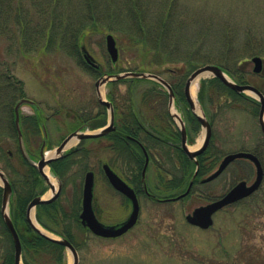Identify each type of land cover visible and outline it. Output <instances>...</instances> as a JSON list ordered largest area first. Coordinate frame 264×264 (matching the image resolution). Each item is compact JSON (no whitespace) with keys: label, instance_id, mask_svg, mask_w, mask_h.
<instances>
[{"label":"rangeland","instance_id":"rangeland-1","mask_svg":"<svg viewBox=\"0 0 264 264\" xmlns=\"http://www.w3.org/2000/svg\"><path fill=\"white\" fill-rule=\"evenodd\" d=\"M87 1L71 0L69 10L73 11L75 18H81L84 12H88V5L95 10L94 14H98L96 16H100V20L105 19L103 22L105 25L108 24L107 20L122 13L117 6L121 0H91V5L87 4ZM128 1L144 6L142 12L146 20H152L153 11H158L159 7L162 8L169 3V0ZM173 1L176 2L178 21L184 25L182 32L190 38V41L176 46L178 50L176 51L184 53L193 51L195 47L192 46L197 43L200 44L201 58L205 55L216 56L219 50L225 48L222 43L226 39L225 33L229 31L232 35L227 33L229 38L235 39L234 42L229 43L235 55L232 58L243 61L242 65L246 70L249 84L263 92L264 0ZM33 4V0L0 1V13L4 12L1 19L6 18L5 13L7 14L8 11L10 14L8 21L2 22L6 30H0V133L4 135L1 146L5 150V155L10 156L14 162L17 161L18 142L13 137L12 119L14 107L23 94L26 98L35 101L43 111L44 117L48 118V128L52 134L50 147H52L51 151H54L80 121L97 116V112L105 114V119L108 117V111L98 102L95 86L101 77L126 72L153 73L150 71L166 69L167 73L162 72L160 76L170 83L173 81L176 69L186 70L188 64H193L194 60H189L188 63L178 61L181 63L158 66L153 56L144 60L145 50H139V45L133 46L131 38L127 36L123 41L117 40L118 47L122 44L124 48L120 51L117 64L112 63L106 46V36L109 33L106 32L92 31L82 41L79 49L45 48L40 46L38 40H35L37 44L33 42L31 31L24 32L22 29L32 26V14H36ZM60 9L67 10L65 3H61ZM113 36L117 35L113 34ZM85 52L89 54L97 68L87 66L83 58ZM255 57H260L263 61L262 69L258 73L254 72ZM143 66L151 69L143 71L141 70ZM202 66L205 65L196 66V69ZM231 71L235 73L236 69L231 68ZM211 78L208 76L200 81L197 95L199 105H201L199 100L201 82ZM110 83L100 87L104 100H109L108 96L112 89L119 103H122L123 97H128L130 91L136 96L144 91L156 89L159 95L151 94L158 97L153 101L152 106L157 112L170 111L168 93L159 86L153 87L150 82L125 81L111 87ZM245 95L251 97L250 94ZM174 106V111L184 120V113L176 102ZM206 107L213 115L215 141L211 148L218 156V164L225 156L242 151L251 153L260 151L264 154V136L258 122L259 109L256 115L252 113L255 109L254 104L246 102V106L242 108L227 105L226 99L222 97L214 106L206 101ZM22 109L24 116L32 115L33 110L30 106L25 105ZM152 115L155 119L158 116ZM175 122L173 120V125L177 128L178 124ZM84 132H92V130L85 129ZM42 136V132H38L32 137L35 146L28 145L35 162L40 159L39 146L42 143ZM27 137L31 138V136ZM204 137L205 132L201 129L189 147L200 146ZM79 146L88 149V157L73 166L71 174L64 180V189L60 198L64 202L72 203L75 190L78 189L77 194L82 199L86 172L93 170L96 179L95 205L100 221L106 225L123 221L128 217L130 208L124 197L111 189L102 171V165L110 162L111 159L108 140H89L84 144L77 142L67 151L77 149ZM169 158V155H165L164 159L160 160L164 180L171 176L170 171L176 166ZM3 167V164H0V169L3 170ZM150 174L151 184H157L155 162L150 168ZM243 179L249 180L250 183L254 181L255 170L246 161H236L220 178L207 185L196 187L184 200L162 203L140 196L139 222L127 234L108 239L88 233L76 238L79 245L77 249L79 264H264V186L255 197L227 206L216 213L214 224L209 229L193 226L186 220L195 208L222 197L226 191L233 189ZM56 180L59 184V180L57 178ZM43 183L45 191L40 192L39 195L44 199L50 198L52 195L46 197L50 192V186L44 180ZM44 230L50 233L48 236L60 238L47 229ZM5 249L6 245L4 246L3 241L0 240L2 260ZM46 260L47 263L44 264H54L53 260ZM66 262L73 264L72 254L67 249Z\"/></svg>","mask_w":264,"mask_h":264},{"label":"trees","instance_id":"trees-1","mask_svg":"<svg viewBox=\"0 0 264 264\" xmlns=\"http://www.w3.org/2000/svg\"><path fill=\"white\" fill-rule=\"evenodd\" d=\"M33 3L36 14H32L31 20H34H32V26H29L27 29H22L24 32L31 31L33 42L38 40L39 44L41 43L40 46L45 48L71 47V49H79L82 46V41L88 37L92 31L101 33L106 32L117 35L115 36L117 37L116 40L123 41L126 36L129 39L131 38V44L133 46L139 45V50H145L143 54L144 60L153 56L154 62L157 63L156 65L158 66L169 65L168 63H181H178V61H185L188 63L194 60L192 61V65L188 64L186 70L176 69L173 81L170 82L175 92L176 104L184 113L190 144L193 143L194 138L201 130V125L190 110L184 96L185 81L189 73L196 69V66L211 64L222 68V70L233 78L236 83L249 84V80L246 77V70L242 65L243 61H239L240 59L238 60V58H232L235 55L229 43L234 42L235 39L233 38V40H231L229 38V31L225 33L226 39L224 43H222L225 45V48L219 50L216 56L205 55L201 58L200 44L197 43L192 46L195 47L193 51H185L186 53L183 51L177 52L176 46L180 45L182 42L185 43V41H190V38L182 32L184 25L178 21V16L176 15L177 9L175 7L176 2L173 0H169V3L166 1V6L163 5L162 8L159 7L158 11H153L152 20H146L145 16H143V5L134 4L128 0H121L117 5L122 10L121 16H114L111 20L106 19L108 21L107 25L103 23L105 19L100 20V16H96L98 14H94L95 10L89 5L88 12H84L81 18H75L73 16V11L69 10L71 0H33ZM61 3H65L67 7L66 11L60 9ZM86 3L91 5V0H88ZM9 15L8 11L7 14L5 13L6 18L1 19V17L4 16V12L2 11L0 13V30H6L2 22H7ZM18 23H20L19 20ZM222 38L220 40H222ZM38 42H36V44ZM190 43L192 44V42ZM119 48L121 51L124 47L121 44ZM231 68L236 69V72L233 73ZM149 69L151 68L146 66L141 68L143 71ZM150 72L161 75L167 73V70L155 69ZM125 81H132L134 83L150 82L153 87L159 86L163 88L154 81L141 79H127L119 82H111L110 86L112 87L117 83ZM154 93L159 95L156 89L144 91L141 95L138 94L139 96H134L130 91L128 97H123L122 103H119L115 97L116 93H114L112 89L110 90L108 98L116 106V112L119 113L118 117L121 124L124 120H130L132 126L137 127V133L141 132V129H143L141 125L146 128L145 132H143V135H145L144 142L150 153H152V149H154L156 145H159V156L164 159L165 155H169L172 164H176L173 171H170L171 176L164 180L161 173V158L159 157V195H166L172 191L182 193L186 191L194 175L196 165L194 161L188 158L181 148V134L178 128L174 127L173 119L169 115V112H157L152 106L153 101L158 98L156 95H151ZM23 97L24 94L21 98ZM222 97L226 99L227 105H236L241 108L246 106V102L252 103L255 105V109L252 110V113L255 115L258 113L259 104L253 98L235 92L231 88L225 86L218 78H211L208 81L205 80L201 82V89L199 92L201 106L206 116L211 121L213 120V115L207 110L206 101H208L211 106H214ZM182 105L184 107H182ZM152 114L158 115H155L156 119ZM99 117L101 120L91 128L95 129L105 124V114L100 113ZM12 124L14 130L13 137L16 138L17 141L14 114ZM3 137L4 135L1 132L0 164H3V170L6 172L13 188L10 201V216L21 240L23 262L24 264H44L45 262L47 263L46 259H49L53 260L54 264H66V248L41 235L32 228L27 220V207L29 203L34 197L41 194L40 192L43 193L45 191L43 180L37 169L22 156L19 146L16 154L17 161L14 162L10 156L5 155V150L1 146V139H3ZM100 139L109 140L110 136L107 135L103 138L92 140L99 141ZM84 143H86V141L82 142V144ZM211 147L212 145L198 157L199 176L210 173L219 162L218 156L212 152ZM154 152L155 150L153 153ZM88 153V149L83 147V149L80 148V150L69 152L64 158L52 165L53 171L62 181L63 187L64 180L71 174L73 166L79 163V161H84L83 159L88 157ZM253 153L257 154L260 158H264V154L260 151H254ZM138 164L139 170H141L142 166L140 165L142 164ZM148 185L154 189L157 186L156 184L152 185L151 181L148 182ZM77 191L78 189L75 190L72 203L64 202L61 198H58L52 203L39 205L36 209V218L43 228L63 239L69 240L78 249L79 245L76 242V238L79 237V235L83 236V234H88L89 231L82 227L80 223L81 198L77 194ZM2 199L3 189L0 187V240L3 241L4 246L6 245V249L3 253L4 258L3 260L0 259V263L14 264L13 241L1 213Z\"/></svg>","mask_w":264,"mask_h":264},{"label":"water","instance_id":"water-1","mask_svg":"<svg viewBox=\"0 0 264 264\" xmlns=\"http://www.w3.org/2000/svg\"><path fill=\"white\" fill-rule=\"evenodd\" d=\"M106 46L107 51L111 57V60L113 63H116L119 60V49L117 47V42L115 37L112 34H108L106 36ZM87 62L95 66L89 57L86 56ZM253 62L255 63L254 72L258 73L262 69V59L260 57L253 58ZM203 75L212 76L215 78H218L224 85L231 88L237 93H246L251 94L259 103H260V111H259V124L261 128V132L264 136V94L255 86L246 84V85H240L234 82L219 66L216 65H205L202 67L197 68L194 70L190 76L187 78L185 83V97L186 100L193 111V113L196 115L197 119L201 123L203 129L205 130V138L203 141L202 146L195 151H191L187 145V130L186 125L181 116L177 112H173L174 101H175V94L171 87V85L163 79L161 76L151 73H144V72H126L122 74H113V75H105L101 77L96 82V90L98 95L99 102L110 109V119L106 126H104L102 129L97 130L93 133H81V132H75L71 135H69L56 149V156L47 159L45 157L44 151H41V159L39 162L35 165L41 174V176L46 180L47 183H49V180L44 173V169L52 164L54 161H57L58 159L62 158L65 154L66 147L69 144V142L76 138L78 141L85 140V139H92V138H100L103 136H106L109 134L112 130H114V111L113 106L110 102L107 100H104L101 95V89L100 87L107 84L108 82L112 81H120L124 79H143V80H153L162 86H164L169 94V109L171 116L178 122L179 128L182 134V148L184 152L188 155V157L191 160H195L197 166L198 161L197 157L201 155L209 146V143L212 138V126L209 120L207 119L203 109L201 108V114H198L195 111V104L194 100L191 96V87L195 80L202 77ZM24 104H32L34 105V102L22 99L15 107V126L18 133V139L20 148L23 152V154L27 157L24 143H23V135L21 132L20 127V108ZM237 159H248L252 161L257 166V177L255 182L248 186L246 182H241L238 185H236L228 194L225 196L219 198L218 200H215L207 205H203L200 207H197L194 209L192 214L188 215L186 217V220L189 224L200 227L201 229H209L214 224L213 216L215 213L223 209L224 207H227L229 205H232L243 198L248 197L257 189L260 187L261 182L263 180V169L261 167V163L259 159L247 152H238L233 153L230 155H227L223 161L221 162L218 170L213 173L210 177L204 180V182H211L215 180L219 175L235 160ZM103 171L104 174L109 181V183L119 192L127 196L131 202H132V211L130 215L125 219L124 221L114 224V225H106L102 223L95 212L94 209V186H95V175L92 171L88 172L85 175L84 179V185H83V196H82V212L80 214V220L83 227L87 228L92 234L98 237L102 238H118L129 232L133 227L136 226L139 220L140 216V204L139 200L137 198V195L135 194L134 190L129 187L110 167L109 165L105 164L103 165ZM145 171V170H144ZM0 181L3 187V200H2V215L4 222L6 224L7 229L9 230L14 247H15V264H22V244L19 238V235L15 229V226L11 220L10 214H9V203L12 196V186L9 182L8 178L6 177L5 173L0 169ZM53 194L48 199H43L42 197H36L34 198L27 209V218L30 222V224L43 236L46 238L64 246L67 250L70 251L73 257V264H79V254L77 249L73 246L71 242H69L67 239H56L52 238L45 233H43L39 228H37L32 220H31V213L35 211L36 207L41 204H47L51 203L54 200H56L62 191V185L61 182H59L58 188H52ZM190 191L189 190L179 196L177 199L186 196Z\"/></svg>","mask_w":264,"mask_h":264},{"label":"flooded vegetation","instance_id":"flooded-vegetation-1","mask_svg":"<svg viewBox=\"0 0 264 264\" xmlns=\"http://www.w3.org/2000/svg\"><path fill=\"white\" fill-rule=\"evenodd\" d=\"M83 58L85 59V54L83 55ZM87 66L90 68L92 65L88 64ZM91 68H93V66ZM23 98H26V96H24ZM20 99H22V98H20ZM31 101H33V100H31ZM33 102H35V101H33ZM110 103L112 104L113 111H114V130H112L108 134L110 136V139L108 140V149L111 153V156H110L111 159H110V162H108V165L129 187H131L134 190V192L137 195V198L139 200V203H140V196H145L147 198H150L152 200H155L157 202H162V203H170V202H174V201H178V200H184V199L188 198L193 193V190L196 187L209 184V183L205 184V183H203V181L208 176H210L213 172H215L217 170V168L219 166L218 163H217L216 167L207 175L199 176V170H198V173L195 175V177L191 178V181L189 182V184L186 188V191L188 190L189 187L191 188L189 195H187L186 197L177 200V198L180 195H182L183 193H185L186 191L182 192V193H177V192L172 191V192H170L164 196H160L159 195V157H160L159 156V145H156L155 148L152 149L153 151L155 150L154 153H153V151H152V153H150L147 150L146 143L144 142L145 135H143V132H145L146 128H144L141 125V127L143 129L140 128L141 132L137 133V131H136L137 127H133L130 120H127V121L124 120L123 123L121 124L119 117H118L119 113L116 112V106L114 105V103L112 101ZM23 106H25V105H23ZM28 106H30L31 109L33 110L32 115L24 116L23 109H22L23 107L21 108V113H20L21 130H22V133L24 135V141H25L24 145H26L27 149H28V145L35 146L34 141L32 142V137L41 131L43 134V140H42L41 145L39 146V153L41 154V151L50 147V137L52 134L49 131L50 128H48V118L44 117L43 111L41 110L40 106L36 102H35V105L28 104ZM103 107H105V106H103ZM96 115L97 116H94L90 119H85L84 121H80L79 122L80 124L78 123L76 125V127L74 129H72L67 134V136L74 133V132L82 131V130L86 129L87 126L92 127L95 124H97L101 120V118L99 117V112H97ZM212 119H213V117H212ZM88 123H89V125H88ZM106 123H107V119L105 120V124ZM138 134H139V136H138ZM26 135L31 136V138L28 139V137ZM45 135L47 136L46 138H45ZM188 135H189V133H188ZM66 137H64V139ZM214 141H215V139H214V133H213L209 147L212 144H214ZM188 142H189V137H188ZM80 148L81 147L79 146L76 150H80ZM20 151H21V149H20ZM21 154L27 160L29 159V156L32 157L31 153H28L27 157L22 152H21ZM253 154L256 155V157L259 159V161L261 163V167L263 169V180L261 182L260 187L257 189V191H255L254 193H252L248 197L243 198L239 202H242V201L247 200L249 198L255 197L257 194L260 193V191L262 190V188L264 186V158H260L255 153H253ZM160 158L163 160L162 157H160ZM237 161L248 162L252 166V168L255 170V179H256L258 170H257V166L252 161H250L248 159H240ZM154 162L156 165V174H157V176H156V180H157L156 185L157 186L155 189L148 185V182L151 179L150 178V176H151L150 168ZM138 163L142 164V165H140V166H142L141 170H139V164ZM34 167L36 168V166H34ZM228 168H229V166L219 175L218 178H220L227 171ZM255 179H254V181H255ZM254 181H252L250 183L249 180L243 179L239 182H246L248 186H251L254 183ZM109 185H110L111 189H114L117 193H119L120 195H122L124 197L125 201L127 202L128 206H129L128 208H130V213H131V210H132L131 200L127 196L122 194L121 192L117 191L111 184H109ZM229 191L230 190L226 191L224 195H226ZM224 195H222V196H224ZM162 197H164V198H162Z\"/></svg>","mask_w":264,"mask_h":264},{"label":"bare ground","instance_id":"bare-ground-1","mask_svg":"<svg viewBox=\"0 0 264 264\" xmlns=\"http://www.w3.org/2000/svg\"><path fill=\"white\" fill-rule=\"evenodd\" d=\"M208 77L207 75H203L202 77L198 78L197 80H195V82L193 83L192 87H191V96L194 100V104H195V111L198 113V114H201V107L197 101V95H198V91H199V84H200V81L201 79L203 78H206ZM103 94V93H102ZM173 112L174 109H173ZM77 143V139H73L68 145H67V148H70L72 146H74L75 144ZM199 147L198 146H195V147H190V150H195ZM55 151H49L47 154H46V158L49 159L51 157H54L55 156ZM44 173L46 174L48 180H49V185L52 188H55L57 189L58 188V184H57V180L56 178L52 175L51 171H50V168L49 167H46L44 169ZM52 190H50V192L46 195V197H50L52 195ZM31 219L32 221L37 225L38 223L36 222V219H35V216H34V212L31 213ZM40 227V226H39ZM42 229V228H41ZM44 233H46L47 235H50V233H48L47 231H45L44 229H42Z\"/></svg>","mask_w":264,"mask_h":264}]
</instances>
